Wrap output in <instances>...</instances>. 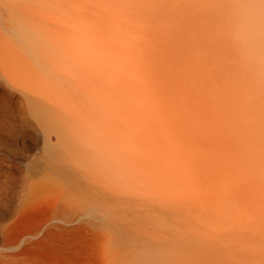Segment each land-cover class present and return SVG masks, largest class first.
Segmentation results:
<instances>
[{
	"label": "bare ground",
	"instance_id": "1",
	"mask_svg": "<svg viewBox=\"0 0 264 264\" xmlns=\"http://www.w3.org/2000/svg\"><path fill=\"white\" fill-rule=\"evenodd\" d=\"M0 3V126L38 149L0 168V264H264V0ZM62 8L110 12L81 49L114 76Z\"/></svg>",
	"mask_w": 264,
	"mask_h": 264
},
{
	"label": "rangeland",
	"instance_id": "2",
	"mask_svg": "<svg viewBox=\"0 0 264 264\" xmlns=\"http://www.w3.org/2000/svg\"><path fill=\"white\" fill-rule=\"evenodd\" d=\"M101 13H80L76 10H64L63 8L60 11L61 18V37H60V50L63 53L65 49L71 47L76 50L79 55V58L82 63L91 64L94 67H101L105 71L109 72L110 75L114 76L116 74L115 66L112 67L110 64L108 65V61L106 58L101 57V55H95L90 57H85L87 54L81 49L83 45V41L88 36L86 32V27L90 23L91 20L95 18V15L107 19L110 16V12L105 9H100ZM2 13V5L0 3V44H3L5 36L7 34L5 29V24L1 17ZM69 22V23H68ZM69 24L76 25L79 29L85 30V34H77L71 35L67 33L65 28L69 26ZM73 30V27L71 28ZM141 46L137 47V50H140ZM83 51V52H82ZM151 58H154L155 62L158 66V71L161 73V62L158 55L153 54ZM25 85V84H23ZM4 90H8L10 92V97L12 98L11 104L4 103L2 98V93ZM103 90L108 91V88L103 85ZM27 91L23 88H11L8 86L3 80L0 81V123L7 116L14 115L16 118H20V105L19 102L22 101L26 95ZM37 107H35V110ZM39 112L38 110H36ZM30 121L36 122V118L34 116H29ZM18 134H13L6 132L0 126V168L5 170H12L15 173H19L20 168L24 166L26 161L31 154L37 152V143L30 137L28 132L19 130ZM26 138V139H25Z\"/></svg>",
	"mask_w": 264,
	"mask_h": 264
}]
</instances>
